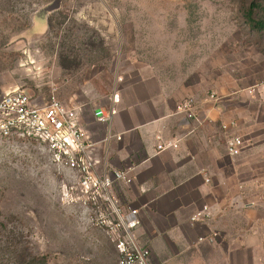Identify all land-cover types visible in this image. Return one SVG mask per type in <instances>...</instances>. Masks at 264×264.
Listing matches in <instances>:
<instances>
[{
    "label": "rangeland",
    "instance_id": "1",
    "mask_svg": "<svg viewBox=\"0 0 264 264\" xmlns=\"http://www.w3.org/2000/svg\"><path fill=\"white\" fill-rule=\"evenodd\" d=\"M143 68L185 98L264 91V0H0V97L97 108ZM67 180L37 143L0 142V264H117Z\"/></svg>",
    "mask_w": 264,
    "mask_h": 264
},
{
    "label": "crops",
    "instance_id": "2",
    "mask_svg": "<svg viewBox=\"0 0 264 264\" xmlns=\"http://www.w3.org/2000/svg\"><path fill=\"white\" fill-rule=\"evenodd\" d=\"M188 95L143 68L102 105L116 107L111 120H96V107L83 105L79 121L97 143V170H131L132 182H117L114 195L123 210H138L135 235L152 264H264L263 87L226 95L218 106L207 95L195 98L200 123L177 111ZM231 120L238 127L226 129ZM233 133L245 141L237 156L228 152ZM158 137L179 139V146L157 151ZM203 205L211 219L192 223ZM211 231L219 233L214 243L198 241Z\"/></svg>",
    "mask_w": 264,
    "mask_h": 264
},
{
    "label": "built area",
    "instance_id": "3",
    "mask_svg": "<svg viewBox=\"0 0 264 264\" xmlns=\"http://www.w3.org/2000/svg\"><path fill=\"white\" fill-rule=\"evenodd\" d=\"M117 98L118 95H114V100ZM207 100L218 104L220 97L210 93ZM196 106V99L187 97L178 103L177 111L200 123V118L195 115ZM83 110V105L71 106L56 97L46 103L39 102L24 89L5 92L0 97V142L37 143L54 166L66 171V199L77 201L85 209L93 208L100 212L98 224L105 226L115 242L117 264H152L150 248L140 244L135 235V230L141 225L138 210H123L114 195L117 182H132L131 170L98 172L99 160L95 154L97 143L79 121ZM115 113V106L109 109L100 106L93 116L99 121H109ZM224 127L237 128L238 123L231 120ZM158 140L157 151L178 148L180 141L161 137ZM244 143L241 135L231 134L227 142L229 154L239 155ZM211 217L210 207L203 205L190 216V221L207 223ZM218 236L217 231H211L200 235L198 241L214 243Z\"/></svg>",
    "mask_w": 264,
    "mask_h": 264
},
{
    "label": "trees",
    "instance_id": "4",
    "mask_svg": "<svg viewBox=\"0 0 264 264\" xmlns=\"http://www.w3.org/2000/svg\"><path fill=\"white\" fill-rule=\"evenodd\" d=\"M43 264H45V263H43Z\"/></svg>",
    "mask_w": 264,
    "mask_h": 264
}]
</instances>
